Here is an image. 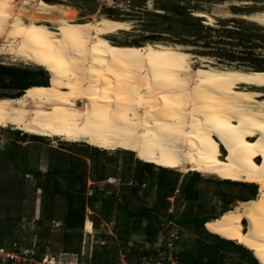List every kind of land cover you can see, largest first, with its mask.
<instances>
[{"label": "bare ground", "instance_id": "1", "mask_svg": "<svg viewBox=\"0 0 264 264\" xmlns=\"http://www.w3.org/2000/svg\"><path fill=\"white\" fill-rule=\"evenodd\" d=\"M194 16L210 26L220 18ZM225 18L264 27V11ZM131 30L129 22L105 17L77 20L64 3L0 0V55L31 62L52 78L0 98V128L127 150L184 175L258 186L257 197L205 227L264 264V71L209 66L208 57L195 60L180 46L109 39Z\"/></svg>", "mask_w": 264, "mask_h": 264}, {"label": "rangeland", "instance_id": "2", "mask_svg": "<svg viewBox=\"0 0 264 264\" xmlns=\"http://www.w3.org/2000/svg\"><path fill=\"white\" fill-rule=\"evenodd\" d=\"M47 1L64 3L80 21L105 17L129 22L130 32L109 37L118 45L180 46L188 49L195 60L208 57L209 66L264 71V27L225 18L231 14L264 11V0ZM26 9L28 16L34 10L29 6ZM196 12L216 13L220 18L210 26L204 19L195 17ZM197 23L203 26L202 30ZM199 37L203 38L201 43L190 44ZM226 54H235L236 61L223 59ZM200 65L199 61L195 66ZM0 66L48 73L31 62L9 55H0ZM49 78V82L35 85H49L52 79ZM1 81L6 87L0 88V97L25 92L16 88L10 78L3 77ZM12 128H0V240L4 242L0 244V264H41L44 259L55 264H72L74 255L80 262H89L92 257L94 264L113 263L119 251L128 249L129 242V247L133 246L137 252L147 248L149 239L145 231L151 224L158 228V235L162 233L165 241L172 234L178 237L176 245L185 253L199 252L197 264H206L202 255L210 253L209 246L220 248L222 264H255L252 255L239 250L238 244L223 247V242L210 236L201 224L257 197L258 186L199 174L196 187L200 200L190 202L179 189L198 173L184 175L154 164L147 171V163L127 150H101L87 143H68ZM56 169V178L51 176L47 190H43L40 185L43 176ZM75 177L82 178L75 183V188L86 193L85 223L90 220L94 224L91 231H85V226L66 227L67 196L53 195L57 181L69 188ZM162 180L177 186L158 187V181ZM92 194L95 197L91 199ZM110 196L121 201H111ZM142 210H145L144 216L139 217L137 214ZM12 255L16 257H9ZM253 256L257 258L254 252ZM180 264L185 263L180 260Z\"/></svg>", "mask_w": 264, "mask_h": 264}, {"label": "trees", "instance_id": "3", "mask_svg": "<svg viewBox=\"0 0 264 264\" xmlns=\"http://www.w3.org/2000/svg\"><path fill=\"white\" fill-rule=\"evenodd\" d=\"M198 28H200V30L203 29V26H201V24L197 23L196 25ZM203 41V38L199 37L197 40H195L194 42H190L191 45H198L199 43H201ZM223 59L227 60L228 62H235L236 61V57L235 54H226L222 57ZM1 78H3V76H0V88H5L6 85L2 83ZM11 81L14 82V85L16 86V88L22 89V91H26L29 87L34 86V83H29L27 85H25L26 81H21V80H14L11 79ZM44 85V84H41ZM22 94H19L18 96H13V97H9V96H5V97H9V98H16L21 96ZM3 98V97H0ZM34 139H39V138H35ZM11 162H13V164L17 165V162L13 159V158H8ZM145 168L147 171H151L153 168L152 164H145ZM163 169V168H162ZM56 173H58V170L56 169L55 172H53L52 174L48 173L46 175L43 176V179L40 181V185L42 186L43 190H47V185H48V181L51 178V176L56 178ZM199 177V174H197L196 176H192V178L189 179V181L187 182V184H183L179 191L183 194V196L190 202H198L200 200V192L198 191L197 187H196V181L197 178ZM82 178L81 177H75L74 179H72L70 181V187L69 188H64L62 186V184L60 182H56L55 183V190L53 191V195L59 194V193H63L64 195L67 196V201L69 204V211L65 217V222L64 225L70 229H78V228H84L85 226V231H91L93 230V226H92V222L90 220H86L85 223V219H86V193L84 190L82 191H78L75 188V183L77 181H80ZM42 182H45V185H42ZM229 182V181H227ZM158 187L160 186H166L169 188H176V184L172 183H167L164 180L162 181H158L157 183ZM84 187V186H83ZM120 187V186H119ZM175 190V189H174ZM91 199L94 198L95 196L92 194V196H90ZM113 197H109V199L112 200H116V201H121L119 200L120 198H114ZM77 198V200H75ZM242 204V203H241ZM144 212L145 210H142L141 212H139V214H137L139 217H143L144 216ZM215 218V217H214ZM213 218H207L206 220H204L201 224L202 227L205 226V223L208 222L209 220H211ZM208 231V230H207ZM146 236L148 237L147 239H149L148 243H153L155 241V238L158 235V228H156V226H153L152 224L146 229ZM209 232V231H208ZM209 235L215 238H218L219 240H221L223 242V247L226 245H234V242L228 241V240H224L222 238H220L219 236L216 235H212L209 232ZM3 239L0 240V244L3 245ZM237 248L239 250H242L248 254H251L253 257V262L255 264H259L258 259L255 258L253 256V252H250L249 250H247L246 248L242 247V246H237ZM209 252L207 254H203V261H206V264H222V255H220V248L218 246H209ZM199 252H196L195 254L193 253H185L184 251H182L179 255L181 262L185 263V264H197V257H198ZM202 261V260H201ZM202 261V262H203ZM115 262V260H113V263ZM113 263H109V264H113Z\"/></svg>", "mask_w": 264, "mask_h": 264}, {"label": "built area", "instance_id": "4", "mask_svg": "<svg viewBox=\"0 0 264 264\" xmlns=\"http://www.w3.org/2000/svg\"><path fill=\"white\" fill-rule=\"evenodd\" d=\"M104 2H114V0H104ZM108 183L109 180H107ZM170 214H173V209H170ZM94 226V224H92ZM162 228H165V224H161ZM163 230V229H162ZM162 233H160L153 243H146L147 248L142 249L141 252H137L133 246L128 244L127 250H121L118 252V255L113 264H180V253L182 250L176 245L175 235H171L168 240L162 239ZM14 259L16 256H9ZM75 261L72 264H94L92 262V257H90L89 262H80L77 258V255H74ZM55 261V260H53ZM55 264L48 259H44V262L41 264Z\"/></svg>", "mask_w": 264, "mask_h": 264}, {"label": "water", "instance_id": "5", "mask_svg": "<svg viewBox=\"0 0 264 264\" xmlns=\"http://www.w3.org/2000/svg\"><path fill=\"white\" fill-rule=\"evenodd\" d=\"M47 1V0H46ZM49 2V1H48ZM0 76L14 80L32 82L39 79L37 73L0 66ZM30 88V87H29Z\"/></svg>", "mask_w": 264, "mask_h": 264}, {"label": "flooded vegetation", "instance_id": "6", "mask_svg": "<svg viewBox=\"0 0 264 264\" xmlns=\"http://www.w3.org/2000/svg\"><path fill=\"white\" fill-rule=\"evenodd\" d=\"M27 71L37 73V76L39 77V79L36 80V81H32V82H27L26 81L25 85H27L29 83L39 84V83H45V82H49L50 81L49 74L46 73V72H44V71H41V70H32V69L27 70Z\"/></svg>", "mask_w": 264, "mask_h": 264}]
</instances>
